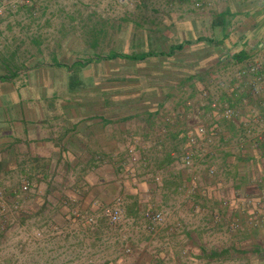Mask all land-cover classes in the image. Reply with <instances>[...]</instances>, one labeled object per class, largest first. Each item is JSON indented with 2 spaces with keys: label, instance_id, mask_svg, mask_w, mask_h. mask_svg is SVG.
<instances>
[{
  "label": "crops",
  "instance_id": "obj_1",
  "mask_svg": "<svg viewBox=\"0 0 264 264\" xmlns=\"http://www.w3.org/2000/svg\"><path fill=\"white\" fill-rule=\"evenodd\" d=\"M43 21L55 31H0V214L20 200V263H108L110 208L137 234L163 213L147 240L186 264H264V140L244 132L264 127V94L235 88L264 51V0H81Z\"/></svg>",
  "mask_w": 264,
  "mask_h": 264
},
{
  "label": "rangeland",
  "instance_id": "obj_2",
  "mask_svg": "<svg viewBox=\"0 0 264 264\" xmlns=\"http://www.w3.org/2000/svg\"><path fill=\"white\" fill-rule=\"evenodd\" d=\"M5 1L0 0L1 3H5ZM80 7L81 0H33V5H6L3 15H0V31L9 32L7 33L9 36L16 35L15 33L18 32L52 33L56 29L54 28L56 22L53 21L51 25H45L43 19L46 15L63 16L67 13L80 11ZM30 16L35 21L34 25H29ZM136 56L139 57L140 55ZM9 200L11 199L4 197L3 203L8 201L9 206ZM17 202H13L11 211L4 210L0 214V264H21L20 240L23 233L20 231V200ZM96 219V224L102 226L104 255L106 259L109 258L110 260L105 264H164V262L165 264H186V257H189L188 254L192 253L190 251L187 255L182 252L177 253L176 248L172 251L170 248L167 250L160 240L148 241L147 239H151V237L147 238L146 234L151 236L153 234L149 230L150 233L147 232L146 234L144 232L132 233L131 228L133 226L126 216L123 217L120 223L112 225L105 217H103L104 221L99 220V217ZM9 227L13 228L11 233L14 236L12 237L5 234L8 232ZM42 237L40 234L34 236L35 239ZM29 239L31 240V237ZM178 255V259H174ZM168 257L171 259L169 262Z\"/></svg>",
  "mask_w": 264,
  "mask_h": 264
},
{
  "label": "built area",
  "instance_id": "obj_3",
  "mask_svg": "<svg viewBox=\"0 0 264 264\" xmlns=\"http://www.w3.org/2000/svg\"><path fill=\"white\" fill-rule=\"evenodd\" d=\"M20 4L33 5V0H6L5 3L0 2V15H3L4 9H5L4 7H6V5H20ZM196 7L202 8V3L197 2ZM248 76L252 77L251 83H249L251 96L255 98L263 96L264 94V51L262 52L261 55H259V57L254 62L248 64L247 69H243L242 71H239V74L237 76L238 83L235 86L237 91L241 89V81L245 80V78ZM208 97H209L208 92H205L204 98H208ZM247 103L248 102L246 101V104ZM212 108L216 112H220L225 117V119L229 121L236 122L241 116V113L237 108L232 107L230 105L222 106L221 103L215 100L212 103ZM215 129L216 127L214 128V130L212 129L209 131L208 127L206 126L199 127L197 135L190 137L189 139L190 144L197 145L199 141V137H205L208 134L213 135ZM244 132L249 142L252 141L255 146H258L259 143L261 144V142L264 140V127L261 128V130H259L258 132H255L254 129H252L251 127L245 126ZM183 163H184L185 168L189 169L190 171L196 172L197 167H198L196 153H194L193 151L186 152L183 157ZM216 174H217V171L214 167L209 169V176H215ZM24 189L27 190V187H25ZM104 215L111 224H118L123 219L124 212L122 209L108 208V209H105ZM165 220H166L165 215L163 213H156V214L148 213L146 215V221L151 224V227L149 228L151 232L155 230V225L164 224ZM89 223H94V219H89ZM261 224H262V221L258 219L257 217H252L250 219V225L253 227H259ZM238 227L239 225L237 223H233L231 225V228L233 230L237 229Z\"/></svg>",
  "mask_w": 264,
  "mask_h": 264
}]
</instances>
